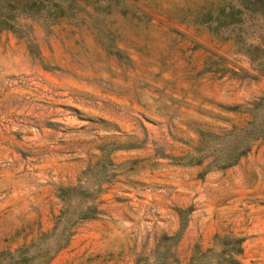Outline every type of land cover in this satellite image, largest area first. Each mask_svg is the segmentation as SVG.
<instances>
[{
	"label": "rangeland",
	"instance_id": "rangeland-1",
	"mask_svg": "<svg viewBox=\"0 0 264 264\" xmlns=\"http://www.w3.org/2000/svg\"><path fill=\"white\" fill-rule=\"evenodd\" d=\"M247 4L1 0L0 264H264Z\"/></svg>",
	"mask_w": 264,
	"mask_h": 264
},
{
	"label": "trees",
	"instance_id": "trees-1",
	"mask_svg": "<svg viewBox=\"0 0 264 264\" xmlns=\"http://www.w3.org/2000/svg\"><path fill=\"white\" fill-rule=\"evenodd\" d=\"M3 1H9V3H13L14 6L19 8L20 10L26 11L29 9H38L40 6H42L44 0H3ZM247 5H249L250 8H258L260 12L264 14V0H248ZM2 22H4V20H2ZM229 263L235 264L236 260L230 258Z\"/></svg>",
	"mask_w": 264,
	"mask_h": 264
}]
</instances>
